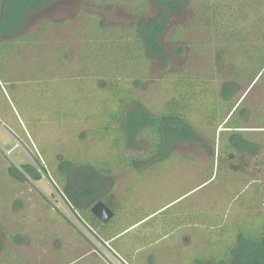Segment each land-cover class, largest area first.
I'll return each mask as SVG.
<instances>
[{"label":"rangeland","instance_id":"1","mask_svg":"<svg viewBox=\"0 0 264 264\" xmlns=\"http://www.w3.org/2000/svg\"><path fill=\"white\" fill-rule=\"evenodd\" d=\"M103 1L59 0L46 4L28 16L22 35L15 38L26 45L24 37H34L29 45H36L33 50L40 57L15 62L13 76L23 65L27 67L19 82L12 84L7 80L8 86H3L5 82L0 80V264H13L5 252L19 260L30 257L29 264L66 261L67 256L61 257L65 254L62 249L69 244V237L80 236L75 231L77 228L87 239L82 237L79 241L84 239L83 242L92 246V253L108 264L104 253L108 252L107 248L93 240L78 223L79 227L74 228L75 224L68 218L69 207L78 208L69 195L75 176L64 179L57 171L65 161L76 164L78 171L91 179H96V175L87 172L88 164H113L112 173L104 179L107 184L102 193H110L112 204L120 212L132 213L130 220L158 209L162 211L147 219H152L151 225L168 217L167 223L172 222L169 219L174 213L183 220H204V226L191 225L178 235H163L151 249L139 250L136 254L139 258H153L154 264H210L205 260L214 254L220 260L216 264H225L221 261L230 256L231 249L247 237L259 236L264 229V70L254 82L238 75L239 63L244 62L241 71L244 78L254 76L260 69L257 67L264 59V51L253 49L251 55L260 57L250 61L236 57L234 61V51L239 52L244 45L230 39L235 34L234 28L223 31L213 25L206 27L202 22L206 13L201 0H188L190 7L170 20L162 40L169 58L168 67L154 62L143 79L142 88L134 92L145 108L161 114L167 101L180 89L179 79L190 77L182 82L181 89L191 91V84L196 85L194 91L198 98L194 104L198 106L188 115L202 140L188 144L166 140L153 157H149L151 146L143 152L127 149L126 157L143 155L142 160L132 162L133 165H119L116 150L112 148L113 135H96L108 126L103 115L106 108H118L108 95L109 83L93 78L98 70L92 62L89 72L84 67L78 73L64 61L55 65L50 62L55 45L65 46L70 60L79 56L80 45L85 41L76 40V33L89 25L92 16L108 26L134 28L138 22L149 21L157 15L153 5L149 6L147 15L140 17ZM256 12L259 15L255 16L264 18V6ZM213 13L207 14L210 19ZM226 14L227 20L232 21L231 13ZM234 14L242 13L237 7ZM257 17L245 23L254 38L252 41V33L246 29L245 37L251 34L246 45H258L262 43L261 37L264 39L263 33L257 36L259 28L252 26L260 23ZM47 25L54 26L50 35L45 33ZM183 28L188 30L187 38L174 40L173 32ZM241 58L246 59L243 55ZM222 88L235 92L237 112L233 119L230 106L219 96ZM213 105L219 110L217 114ZM225 110L227 122L230 118L233 122L242 120L245 136L252 145L258 146L256 155L245 156L248 168L243 172L231 168L239 164L242 152L232 150L234 157L231 158L223 150L230 138V134L220 133L227 126L221 122L226 116ZM69 112L76 119L72 114L64 118ZM38 164L45 167L48 176L36 182L24 166ZM83 182L84 179L78 184ZM96 203L92 201L90 207ZM141 230L128 234L121 242L133 239ZM186 233L187 238L194 240L192 244L182 240ZM177 239V245L171 246ZM212 242L214 252L210 249ZM164 250L169 255L158 257ZM117 252L130 264L137 263ZM247 255L245 250H237L232 263L239 264L237 261Z\"/></svg>","mask_w":264,"mask_h":264},{"label":"trees","instance_id":"2","mask_svg":"<svg viewBox=\"0 0 264 264\" xmlns=\"http://www.w3.org/2000/svg\"><path fill=\"white\" fill-rule=\"evenodd\" d=\"M57 1L59 0H0V80L5 82L3 86H8L7 80L12 84L19 82V79L26 74L27 67L23 65V67L17 69L13 76L12 70L16 68V61H23L24 63V60L29 57L32 61L34 58L38 59L40 57L39 54L34 53L33 47L36 45H29L31 41L34 42V37H24L27 39L23 42L26 45H21L17 42L18 38L15 39L22 35L21 31L26 26L28 16L38 11L44 5ZM103 2L117 5L123 10L140 17L147 15L149 6L153 5L157 11V15L151 17L149 21L138 22L134 28L108 26L98 17L92 16L91 19L93 18V20L89 25L79 29L76 33V40H83L85 44L80 45L81 53L73 60L69 59L68 50L65 46L55 45L57 47L51 53L50 62H53L51 65L64 61L63 63L66 66L76 69L77 71L74 72L78 73L84 67L89 72L88 66L92 62L93 67L98 70L92 75L93 78L99 82L103 80L109 83L108 95H110V98L113 97V102L117 104L118 108H106V113L104 111L103 115L105 114L108 126L103 127V131H101L103 133H96V135H103V137L113 135L112 148L116 150V163L119 165H133L132 162L142 160L143 155L126 157L127 149L143 152L147 146H151L152 151L149 153V157H153L158 150L164 147L166 140L176 144L200 142L202 139L197 134L194 128L195 125L188 115V113L194 110V107L198 106L194 104L195 99L198 98V95L194 91L196 85L195 83L191 84V91L181 89L182 82L188 80L190 77L179 79L178 87L180 89L167 101L165 110L161 114L151 112L145 108L140 98L134 92L138 88H142L143 79L154 62H160L166 68L168 67L169 58L167 57L166 47L163 45L162 40L167 35L170 20L175 15L187 10L190 7V2L188 0H105ZM201 2L203 10L206 13L202 18V22L206 27L212 28L216 26L215 28H220L223 31L234 28L235 34L230 35V39L234 38L233 42L236 41L244 44L241 46L242 49L240 48L239 52L234 51V61L236 57H239L240 61H250L254 60L253 58L257 56L260 57L259 54L255 57L251 54L253 53V49L257 52L264 51V39L261 37L262 33L264 35V29L261 27L264 26V18L257 17L259 14L256 12V9L261 7V5L264 6V0H201ZM237 7L240 13H242L240 16H235L236 14H234ZM223 9L227 13H231L230 18H233L232 21L227 20V14ZM210 12H214L211 19L207 15ZM251 13L254 18L257 17L260 20V23H253L252 25L259 28L257 36L258 38L261 37L262 43L258 45L245 44L247 40L251 39V34L245 37L243 32L249 30L248 33H252V41L254 39L253 32L250 30L251 28L245 25V23L251 21L253 18H251ZM53 28L54 26L47 25L45 33L50 35V29ZM187 35L188 30L183 28L175 30L172 38L174 40H185ZM247 48L252 49V51H248ZM242 55L246 59H242ZM244 66V62L239 63V77L254 82L264 70V59H262L259 67H257L260 68L259 71L254 76H250V79L244 78L241 73ZM205 88L207 89V87ZM17 91L14 92L16 93ZM234 95L235 92L231 91L230 88H222L219 91L222 102H226L228 107L230 106L232 119L236 116L237 112V103L233 100ZM214 105L213 110L217 114L219 110ZM71 114L75 115L69 112L64 118ZM228 119L226 114L221 120L227 126L225 127L226 130L220 131V133L230 134L229 144L223 150L231 158L234 157L232 150L236 149L242 152L239 164L231 165V168L236 172H243L248 168L245 156L256 155L258 146L252 145L249 142V138L245 136V131H243L245 128L241 126L242 120L233 122L230 118L227 122ZM209 121L213 120L209 119ZM105 164L100 166L94 164L87 165L89 168L87 172L91 175H96V179H91L86 173L83 174L84 172L81 173L78 171L76 164L69 161L63 162L57 170L64 179L72 175L75 176L76 181H74L69 195L79 210L73 207V212L77 215L83 227L102 243L105 240L100 236L102 234L100 228H104L105 225L92 215L90 205L92 201L98 202L99 200H103L109 207H116L110 200V193H102L107 184L104 179L109 177L114 169L113 164L109 163L107 166ZM24 167L26 173L36 182L48 176V172L41 164L37 166L25 165ZM82 179H84V182L78 184ZM74 228H77L76 225ZM79 232L82 231L79 229ZM237 250H245L248 254L242 260H239V262L237 261V263L264 264V229L259 233V236L256 235L251 239L247 237L245 242H240L234 249H231L230 256L221 262L233 264L232 262H235ZM0 251H2L1 235ZM258 256H262L261 259H258Z\"/></svg>","mask_w":264,"mask_h":264},{"label":"crops","instance_id":"3","mask_svg":"<svg viewBox=\"0 0 264 264\" xmlns=\"http://www.w3.org/2000/svg\"><path fill=\"white\" fill-rule=\"evenodd\" d=\"M112 210L115 212L114 217L108 223L106 224L102 223L103 225H105V227L100 228L102 232V236L105 241H110L112 246L115 249H117V251L124 254L130 261H132L133 263L137 262L136 264H146L144 262H147V264H154L155 260L153 258L148 259L146 256L143 258L142 257L139 258L140 255L136 256V254L139 250L142 251V248H146V250L151 249V247H153V245L156 244V242H158L159 239L163 235H165L166 237L171 236L174 233L175 234L177 233L176 235H178L179 233H182L181 230L184 231L185 228H187V226H191V225L204 226L203 224L204 220L203 221L196 220V219L195 220L194 219H184L183 220L180 217H178V213L177 215H175L176 213L173 214V217H171V220L169 219V221H172L170 223H167L166 219H168L169 218L168 217L166 219L159 221L158 223L156 222L155 224L151 225L150 222L152 219L150 221H148L147 219L161 212L162 211L161 209H158L154 211L153 213L147 212L145 213L144 216L141 215V217H139L138 219H132V220H130L132 213H127L126 211L120 212L119 207H112ZM160 214H163V212ZM114 219L115 221L113 222ZM139 229H143V230H141L138 236L136 235V237H134L131 240L127 238L125 239V242H121V240L125 236L131 233H135ZM75 231L80 236L73 235L69 237L70 238L69 244L63 247L62 249V251L65 254L61 255V257L67 256L66 257L67 260L62 261L59 264H104L95 254L92 253L91 251L92 246L89 247L86 242H83L85 241L84 239L86 238L79 231L77 230ZM82 237L84 238L83 241H79L81 240ZM182 240L186 244L187 242L192 244L194 241V240L192 241V239L190 238H187V233L185 234ZM82 243H84L86 246L82 245ZM177 243H178V239L173 243L174 245H171V246H176ZM213 244L214 243L212 242V245L210 247L211 252H214L215 250V247ZM136 245H138L139 247ZM5 253L8 255L7 257L10 258L9 261H11L13 264H29L30 257H26L25 259L21 258L19 260L13 254L10 255V252H5ZM164 255H166L167 257L169 254L167 255L165 250L163 254H160V255L157 254L158 257L164 256ZM208 255H211V254H208ZM162 259L165 260L164 257H162ZM205 261L210 262V264H216L220 260H218V257H215V255L213 254V257Z\"/></svg>","mask_w":264,"mask_h":264},{"label":"built area","instance_id":"4","mask_svg":"<svg viewBox=\"0 0 264 264\" xmlns=\"http://www.w3.org/2000/svg\"><path fill=\"white\" fill-rule=\"evenodd\" d=\"M69 216L68 218L72 220V223L75 224L77 227H79L76 223H78L84 230H86L83 225L79 222L77 215L73 212V207H69ZM67 210V208H66ZM68 211V210H67ZM87 233L91 235L89 231L86 230ZM93 240L100 243L103 247L107 248L108 252H104L105 256L109 259L107 260L108 264H130L125 258L119 255L117 251L114 250V248L111 246L110 241H104L103 243L100 242L98 239H96L93 235H91ZM98 253V252H97Z\"/></svg>","mask_w":264,"mask_h":264},{"label":"water","instance_id":"5","mask_svg":"<svg viewBox=\"0 0 264 264\" xmlns=\"http://www.w3.org/2000/svg\"><path fill=\"white\" fill-rule=\"evenodd\" d=\"M92 215L101 223H108L115 215V212L103 200H99L91 207Z\"/></svg>","mask_w":264,"mask_h":264}]
</instances>
